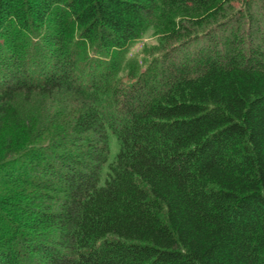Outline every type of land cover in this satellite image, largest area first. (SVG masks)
I'll return each mask as SVG.
<instances>
[{
    "label": "trees",
    "instance_id": "1",
    "mask_svg": "<svg viewBox=\"0 0 264 264\" xmlns=\"http://www.w3.org/2000/svg\"><path fill=\"white\" fill-rule=\"evenodd\" d=\"M0 264H264V0H0Z\"/></svg>",
    "mask_w": 264,
    "mask_h": 264
},
{
    "label": "rangeland",
    "instance_id": "2",
    "mask_svg": "<svg viewBox=\"0 0 264 264\" xmlns=\"http://www.w3.org/2000/svg\"><path fill=\"white\" fill-rule=\"evenodd\" d=\"M156 35L150 30L143 32L139 37L132 39L123 49L122 59L126 62H133L136 65V70L143 69L150 61L153 54V45L156 40ZM109 54V53H108ZM126 77V76H125ZM123 78L126 80V78ZM117 141L113 135L109 136V157L114 155L117 150Z\"/></svg>",
    "mask_w": 264,
    "mask_h": 264
}]
</instances>
